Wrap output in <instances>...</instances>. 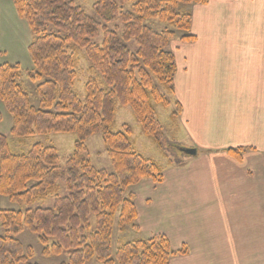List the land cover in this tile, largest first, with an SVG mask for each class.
<instances>
[{
    "label": "trees",
    "instance_id": "1",
    "mask_svg": "<svg viewBox=\"0 0 264 264\" xmlns=\"http://www.w3.org/2000/svg\"><path fill=\"white\" fill-rule=\"evenodd\" d=\"M209 1L96 0L91 15L72 0H13L35 36L29 45L33 68L26 73L39 81V105L20 82V65H0V99L13 117L10 132L21 139L51 133H71L76 139L62 167L53 145L37 142L15 153L0 132V195L30 205L26 210L0 209L6 231L0 235V264H40L33 261V249L17 237L24 230L38 236L44 256L67 252L68 260L61 264H85L93 257L100 264H170L174 256L187 253L186 247L175 250L166 234L157 233L120 244L113 257L118 214L124 228L140 229L129 188L145 179L164 181L163 167L136 149L132 126L125 123L114 131L113 125L117 103L132 107L142 132L158 146L163 126L156 104L173 105L170 117L179 125L183 108L178 99H171L178 67L170 45L195 39L189 7ZM150 19L173 28L157 31L147 24ZM176 29L187 33L177 38ZM79 49L108 86L90 76L84 99L74 90ZM97 133L102 134L113 171L96 167L90 159L87 141ZM229 152L241 158L240 149ZM62 184L66 194L60 193ZM49 195L55 198L53 207H31Z\"/></svg>",
    "mask_w": 264,
    "mask_h": 264
},
{
    "label": "crops",
    "instance_id": "2",
    "mask_svg": "<svg viewBox=\"0 0 264 264\" xmlns=\"http://www.w3.org/2000/svg\"><path fill=\"white\" fill-rule=\"evenodd\" d=\"M189 9L195 39L172 48L183 146L197 153L136 184L138 223L186 247L170 264H264V0Z\"/></svg>",
    "mask_w": 264,
    "mask_h": 264
},
{
    "label": "rangeland",
    "instance_id": "3",
    "mask_svg": "<svg viewBox=\"0 0 264 264\" xmlns=\"http://www.w3.org/2000/svg\"><path fill=\"white\" fill-rule=\"evenodd\" d=\"M77 5H80L85 11L91 15L94 13V3L96 0H72ZM192 6V5H190ZM187 8V5H182ZM147 24L157 31L165 28H173L168 22L159 19H150ZM177 38L187 33V31L176 29ZM35 39V36L26 19L21 18L17 12L13 0H0V65L3 64H19L22 70L20 82L23 87L28 91L31 101L34 105H39V99L35 92L36 86L39 83L37 80L31 79L26 71L33 68V62L29 53V45ZM101 37L96 39L100 41ZM174 43L172 42L170 48ZM178 51L177 48H174ZM177 51L175 53L177 54ZM78 57V78L74 85V90L78 93L81 99L85 98V82L91 77H96L103 88H108L102 80L100 73L92 69L90 60L82 49L76 50ZM164 89V88H163ZM165 90V89H164ZM171 97V96H170ZM178 95H173L172 100L178 99ZM158 118L162 122L163 132L160 134L162 145H156L150 136L142 132L140 124L138 123L134 111L130 106H122L117 103V117L113 125V130L118 131L122 129V125L127 123L133 128L132 139L135 142L136 149L145 157L153 159L163 168H166L171 160L180 163L182 159L190 157L184 149L186 145V137H182L181 124H173L170 114L173 110L172 107H163L156 104ZM13 125V117L9 113L6 105L0 99V132L7 135L9 144L13 152L24 153L28 151L31 146L37 142H42L46 145H53L57 148L60 156V165L63 167L69 156L74 151L76 136L71 133H51V134H35L24 139L15 137L11 134L10 130ZM87 145L90 151V159L92 163L98 168H105L108 171H113L111 159L108 155L102 134L97 133L88 138ZM143 181V180H142ZM141 181V182H142ZM139 184V183H138ZM136 185L129 188V192L134 194L136 192ZM138 186V185H137ZM61 194H66L65 186L61 185ZM54 196L49 195L45 198L38 199L31 207H53ZM30 205L26 203H18L12 201L5 195H0V209H16L26 210ZM92 223L95 222V217L90 215ZM117 223L114 229L112 248L113 257L118 246L127 241L137 239H145L147 235L146 229H134L131 225L125 228L120 224L119 214L117 216ZM139 224V223H138ZM6 233L5 229L0 223V235ZM148 236V237H147ZM26 247L33 249V261L40 264H61L68 260V253L64 252L60 256H44L42 254L43 246L38 241V236L28 230H24L17 236ZM85 264H100L96 257L87 261ZM118 264V263H116Z\"/></svg>",
    "mask_w": 264,
    "mask_h": 264
},
{
    "label": "water",
    "instance_id": "4",
    "mask_svg": "<svg viewBox=\"0 0 264 264\" xmlns=\"http://www.w3.org/2000/svg\"><path fill=\"white\" fill-rule=\"evenodd\" d=\"M184 151L190 155H195L197 153V150L195 148H185Z\"/></svg>",
    "mask_w": 264,
    "mask_h": 264
}]
</instances>
